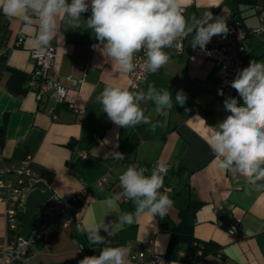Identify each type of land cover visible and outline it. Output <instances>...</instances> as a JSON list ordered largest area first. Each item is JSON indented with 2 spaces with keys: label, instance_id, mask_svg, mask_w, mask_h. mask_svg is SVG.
Wrapping results in <instances>:
<instances>
[{
  "label": "crops",
  "instance_id": "obj_1",
  "mask_svg": "<svg viewBox=\"0 0 264 264\" xmlns=\"http://www.w3.org/2000/svg\"><path fill=\"white\" fill-rule=\"evenodd\" d=\"M182 6L186 18L211 12L214 17H224L227 24L239 21L246 29L264 22V0H182ZM90 15V9L82 14L77 29L57 20V32L50 44L56 51L52 72L60 75L69 93L65 101L56 103L49 95L36 100L31 90L21 97L6 90L11 69L28 74L34 68L30 51L36 48L39 20L33 18L30 25H24L0 12V47L9 49L0 62V154L4 157L0 171L7 170L12 177L24 167L35 179L45 180L55 198H69L85 190L83 202H71L68 211L78 213L79 224L71 221L66 227L50 226L42 242L33 248V260L40 264H78L85 256H98L104 247L117 246L128 248L127 264H138L133 255L144 248L149 249L144 251V261L151 259L152 251L165 255L171 231L180 220L179 210L193 198L200 203L195 211L194 237L220 246L217 253L204 255L196 264H264V188L220 169L207 142L211 131L207 125L215 126L229 114L223 102L229 96L239 99L236 90L229 94L219 88L216 63L194 54V33L189 34L181 52L165 49L169 62L157 73L148 74L139 90H133L146 92L149 84L169 89L173 107L156 115L154 103L142 101L145 115L156 125L154 129L151 124L116 126L103 113L96 96L108 85L132 90L129 73L119 72L113 62L93 49L92 45L99 42L87 27ZM244 44V67L251 60L264 62V37L247 35ZM68 75L74 80H67ZM180 90L186 96L183 106L175 101ZM219 90L224 95L218 94ZM114 150L124 153L125 159L106 157ZM156 163L170 166L162 174L160 191L170 188L167 194L172 206L163 218L148 214L121 226L119 214L133 212V202L120 199L118 207L108 208L104 201L122 191L119 176L128 166L145 168V175H151ZM4 210L0 202V245L8 237ZM89 220L103 222L116 234L110 237L101 229L99 235L105 242L90 243L78 228ZM185 254L181 247L177 255ZM169 264L194 263L171 260Z\"/></svg>",
  "mask_w": 264,
  "mask_h": 264
},
{
  "label": "clouds",
  "instance_id": "obj_2",
  "mask_svg": "<svg viewBox=\"0 0 264 264\" xmlns=\"http://www.w3.org/2000/svg\"><path fill=\"white\" fill-rule=\"evenodd\" d=\"M89 9L87 27L99 42L92 45L93 49H98L124 74L134 71L136 54L142 51L146 56L143 65L146 73L155 74L170 60L165 49H180L189 34L194 33L191 47L204 49L214 36L226 38L230 32L227 20L214 17L211 12L199 18H186L182 0H71L70 3L69 0H0V12L9 19H19L24 25H30L33 18L39 20L34 40L37 51L50 46L57 32L58 18L67 28L77 29L81 26L82 14ZM229 83L239 99L229 96L224 100V110L229 114L215 126L207 125L202 119L211 130L207 142L220 169L264 188V184L258 183L264 181V62L251 60ZM218 94L224 95L222 90ZM96 100L107 118L123 128L140 124L156 127L145 115L142 101H152L156 115L173 107L171 91L157 89L154 84H149L146 92L108 85ZM175 101L180 106L185 104L183 90L176 93ZM106 157L124 160L125 154L114 150ZM146 171L135 165L128 166L119 176L122 191L104 201L108 208L118 207L120 199L133 202V212H120L121 226L131 225L148 214L163 218L172 206L170 196L160 191L162 172L153 169L151 175H145ZM78 228L92 244L105 242V237L99 235L101 229L110 237L116 234L115 229L110 230L108 225L95 220L85 221ZM127 253L125 246L104 247L98 256H85L78 264H127Z\"/></svg>",
  "mask_w": 264,
  "mask_h": 264
},
{
  "label": "built area",
  "instance_id": "obj_3",
  "mask_svg": "<svg viewBox=\"0 0 264 264\" xmlns=\"http://www.w3.org/2000/svg\"><path fill=\"white\" fill-rule=\"evenodd\" d=\"M184 11V7H183ZM230 29L226 38L223 36H214L211 41L200 49L198 46L194 49V54L206 59L213 60L217 65L216 76L219 82V88L233 94L235 89L231 88L230 81L233 80L244 67V59L247 55V49L244 40L247 35H258L264 37V22H261L254 28L246 29L239 21L228 24ZM182 41L180 49L172 48L176 53H180L184 42ZM20 41V40H19ZM19 41L16 43L19 44ZM6 48L0 47V57L7 53ZM55 46L48 48H36L30 51V57L34 62V68L29 73L27 86L33 91L36 100H41L44 95H49L56 103L66 100L69 89L63 85L59 74L52 72L55 60ZM146 56L143 51L136 54L134 63L136 68L129 73V87L132 90H139L144 84L148 74L144 68ZM66 79L73 81L70 75ZM84 78L78 81H83ZM4 161V157L0 154V162ZM155 168L162 174L170 170L168 164L156 163ZM32 181H37L33 173L26 169L20 168L14 176H9L7 170L0 171V202L5 205L4 216L7 232V240L0 245V264H40L33 260V248L37 245L39 238L48 233L50 226L62 224L66 227L71 221L79 224V215L76 212L69 214L71 202L82 203L85 197V190H80L69 198L48 199L40 209L39 214L35 217V225L33 226L28 237L20 234L21 220L18 215L24 211V200L28 191L32 188ZM164 192L170 190L169 187L163 188ZM68 213V216H64ZM236 227L232 228L233 232ZM149 250L148 248H146ZM138 250L133 259L138 264H169L164 254L152 251L149 261H144V251Z\"/></svg>",
  "mask_w": 264,
  "mask_h": 264
},
{
  "label": "trees",
  "instance_id": "obj_4",
  "mask_svg": "<svg viewBox=\"0 0 264 264\" xmlns=\"http://www.w3.org/2000/svg\"><path fill=\"white\" fill-rule=\"evenodd\" d=\"M235 19L238 18L233 14ZM9 49L7 50V53ZM7 53L0 57V62H3ZM28 74H24L18 70L11 69V74L8 77L5 88L10 93L21 97L27 90ZM200 203L193 198H190L186 205L179 210V222L171 231L170 241L165 253L168 261L178 260L187 261L196 264L204 255L215 254L219 251L220 246L212 241H202L194 237L193 225L195 221V211ZM181 247L186 251L185 256L177 255ZM200 251V253H199Z\"/></svg>",
  "mask_w": 264,
  "mask_h": 264
},
{
  "label": "water",
  "instance_id": "obj_5",
  "mask_svg": "<svg viewBox=\"0 0 264 264\" xmlns=\"http://www.w3.org/2000/svg\"><path fill=\"white\" fill-rule=\"evenodd\" d=\"M53 197V191L47 187L46 181L43 179L33 183L32 188L28 191L24 200V211L18 215L21 220L20 234L28 237L33 226L35 225V217L39 214L43 204ZM43 237L39 238L37 244H40Z\"/></svg>",
  "mask_w": 264,
  "mask_h": 264
}]
</instances>
